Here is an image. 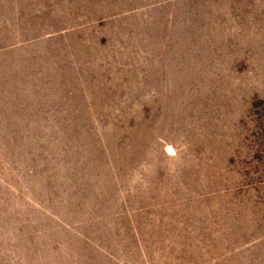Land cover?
<instances>
[{
  "label": "rangeland",
  "instance_id": "374dc122",
  "mask_svg": "<svg viewBox=\"0 0 264 264\" xmlns=\"http://www.w3.org/2000/svg\"><path fill=\"white\" fill-rule=\"evenodd\" d=\"M0 264H264V0H0Z\"/></svg>",
  "mask_w": 264,
  "mask_h": 264
}]
</instances>
